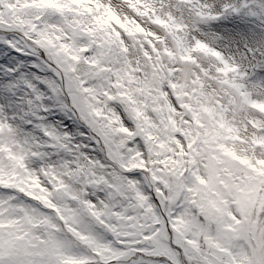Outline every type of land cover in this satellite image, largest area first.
<instances>
[{"label":"snow or ice","instance_id":"1","mask_svg":"<svg viewBox=\"0 0 264 264\" xmlns=\"http://www.w3.org/2000/svg\"><path fill=\"white\" fill-rule=\"evenodd\" d=\"M0 264H264V0H0Z\"/></svg>","mask_w":264,"mask_h":264}]
</instances>
